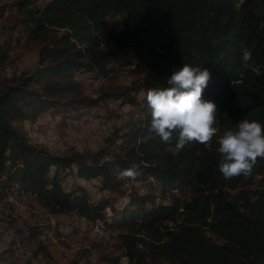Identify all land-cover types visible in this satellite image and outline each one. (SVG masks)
<instances>
[{
  "label": "trees",
  "instance_id": "16d2710c",
  "mask_svg": "<svg viewBox=\"0 0 264 264\" xmlns=\"http://www.w3.org/2000/svg\"><path fill=\"white\" fill-rule=\"evenodd\" d=\"M16 6L25 14L28 40L42 46L39 68L0 89V200L8 192L32 194L50 214L95 223L110 201L91 202L85 189L67 192L60 172L76 167L79 178H101L106 189L122 193L113 177L136 164L144 180L163 184L168 204H155L154 195L134 196L108 225L119 232L128 264H264V159L251 176L226 180L216 138L208 147L192 143L176 152L175 137L166 144L149 131L146 102L147 91L168 87L167 79L184 64L200 66L211 72L203 99L218 107V135L236 130L242 119L264 126V0H50L43 7L19 0ZM109 17L122 18L119 31L108 26ZM128 49L146 72L107 97L142 104V116L116 140L111 132L103 137L107 146L95 155H55L14 125L81 94L77 73L111 76L113 60ZM244 49L252 52L247 63ZM5 59L0 57V67ZM186 189L192 197L184 201L179 194ZM147 204L151 210H144ZM48 229L30 226L17 233L24 245ZM34 255L52 257L42 242ZM104 261L119 264L120 257Z\"/></svg>",
  "mask_w": 264,
  "mask_h": 264
},
{
  "label": "rangeland",
  "instance_id": "374dc122",
  "mask_svg": "<svg viewBox=\"0 0 264 264\" xmlns=\"http://www.w3.org/2000/svg\"><path fill=\"white\" fill-rule=\"evenodd\" d=\"M33 1L35 6L43 7L50 0ZM18 2L19 0H0V57L6 58L5 65L0 67V89L18 83L22 76L34 72L40 65L39 50L42 44L28 40L23 24L26 17L16 6ZM108 26L119 31L122 18L109 17ZM111 67L115 72L106 78H96L92 73L85 71L77 73L75 79L81 83V94L67 96L60 106L41 112L34 120L18 121L14 125L31 143L44 147L55 155H95L107 146L109 139L103 137L111 132L109 138L116 140L142 116V104L124 105L114 97L107 96L118 94L124 87L142 78L146 72L145 66L140 63L133 50L128 49L113 60ZM144 97L145 93L141 92L137 98L141 101ZM103 122H109L112 131L98 133L97 128H103ZM119 142L120 140H117L115 144ZM54 171L55 168L52 169V172ZM59 176L67 192L77 193L85 189L90 201L94 203L110 201V204H115L122 195L118 189H106L101 178L79 179L76 167L73 171L60 172ZM128 182L134 180L118 179L117 174L113 177V183L115 186H121L122 191ZM135 182L137 183H131V189H126L127 200L121 201L115 211H111V218H117L118 213L129 206L134 197L133 190H136L138 196L149 195V188L139 184L150 183L151 189L157 191L155 204H168L161 196L164 189L162 183H154L151 179L144 180L141 175L136 177ZM110 190L111 194L108 195L106 192ZM12 193L16 194V198H6V195L0 200V264H107L105 257H120L119 264H128L118 231L108 228V232H115L114 241L111 243L109 238L100 232L93 238L95 232L89 231L95 230V223L83 222L76 214H65L54 219L53 214L41 207L40 201H24L23 208L21 198H26L27 194L18 196V192ZM179 196L187 201L192 197V192L186 189ZM110 204L106 210L110 209ZM150 205L147 204L144 210H151ZM13 206L18 212L15 218ZM130 209L141 213L138 205H131ZM48 217L53 218L52 223V219ZM36 225L49 229L43 237L23 245L17 232H27L28 227ZM58 232L67 235L62 234L60 237ZM80 232L88 233L80 235ZM56 240L59 250L64 251V247L68 252L67 256L56 252L53 246ZM40 242L48 247L54 254L53 257L34 255Z\"/></svg>",
  "mask_w": 264,
  "mask_h": 264
},
{
  "label": "clouds",
  "instance_id": "9594fccd",
  "mask_svg": "<svg viewBox=\"0 0 264 264\" xmlns=\"http://www.w3.org/2000/svg\"><path fill=\"white\" fill-rule=\"evenodd\" d=\"M251 58V50L244 49L243 62L247 63ZM211 82L208 69L184 64L167 79L168 87L149 89L146 93L151 116L149 131L166 144L172 143L175 137L176 152L192 143L208 147L216 138L219 171L224 179L251 176L258 160L264 159V126L242 119L236 130L228 129L218 135V107L203 99ZM139 174L138 165L133 164L120 170L117 178L135 180Z\"/></svg>",
  "mask_w": 264,
  "mask_h": 264
},
{
  "label": "built area",
  "instance_id": "2783aa9c",
  "mask_svg": "<svg viewBox=\"0 0 264 264\" xmlns=\"http://www.w3.org/2000/svg\"><path fill=\"white\" fill-rule=\"evenodd\" d=\"M1 31H2V28H0V32ZM110 125L111 124L109 122H103V128H97V130L99 133H100V131H111ZM131 183H135V180H134V182H128V184L123 187V192H122L121 198L118 199V202L115 204H110V209L103 213V219L95 222V230H90L89 232H100L101 234H103L104 236L109 238L110 243L112 241H114V233L115 232H108L107 231L108 225L115 222V219H111V211H115V207L118 205V203L120 201H126L127 200L126 189H131ZM139 185H144L147 188H149V196L154 195L155 199H157V191L151 189L150 183H144V184H139ZM106 193H108V195H110L111 190L107 191ZM133 196H138V195H136V190H133ZM6 198H16V194L11 192L8 194V196ZM21 201L38 202L39 200L37 199V197L35 195L27 194V197L21 198ZM83 220H85V219H83ZM51 223H52V221H51ZM84 233H88V232H80V235H83ZM50 235H51V232H50ZM55 238H56V236H55ZM56 245L58 246V241H56Z\"/></svg>",
  "mask_w": 264,
  "mask_h": 264
},
{
  "label": "crops",
  "instance_id": "0c3cea01",
  "mask_svg": "<svg viewBox=\"0 0 264 264\" xmlns=\"http://www.w3.org/2000/svg\"><path fill=\"white\" fill-rule=\"evenodd\" d=\"M47 4V3H46ZM79 74V73H78ZM79 178V177H78ZM79 179H81V178H79ZM18 196H20V194L18 195ZM22 204H23V208L25 207V205H24V201H22L21 202ZM42 207V206H41ZM13 210H14V214H13V216H14V218H15V216L17 215V210H16V207H14L13 206ZM52 215V214H51ZM63 215H65V214H63ZM63 215H53L52 217L54 218V219H56V217L57 218H59L60 216H63ZM75 216V215H74ZM49 218V217H48ZM53 218H49L50 220L52 219V221H53ZM81 218V217H80ZM82 219V221L83 222H86L85 220H83V218H81ZM36 226H43V225H36ZM58 226H59V224H58ZM62 234H63V232H62ZM62 234H59V236L61 237L62 236ZM63 235H67V234H63ZM59 237V238H60ZM64 238V237H63ZM70 238V237H69ZM68 242H69V240H68ZM53 246H55V250H56V252H58V253H60L61 255H64V256H67L68 255V252L66 251V249L63 247V249H64V251H60L59 250V248L57 247V245L56 244H53ZM51 252V251H50ZM51 255H52V257H53V253L51 252Z\"/></svg>",
  "mask_w": 264,
  "mask_h": 264
},
{
  "label": "bare ground",
  "instance_id": "6f19581e",
  "mask_svg": "<svg viewBox=\"0 0 264 264\" xmlns=\"http://www.w3.org/2000/svg\"><path fill=\"white\" fill-rule=\"evenodd\" d=\"M111 130H112V126H111ZM97 132H98V130H97ZM99 133V132H98ZM135 183H137V182H135ZM9 194V193H8ZM8 196V195H7ZM18 201V200H17ZM121 202V201H120ZM119 202V203H120ZM118 203V204H119ZM111 219H115L116 220V218H111ZM53 222V221H52ZM99 232H95L94 234H93V238H95L96 236H97V234H98ZM89 235V234H88ZM57 241V240H56Z\"/></svg>",
  "mask_w": 264,
  "mask_h": 264
}]
</instances>
